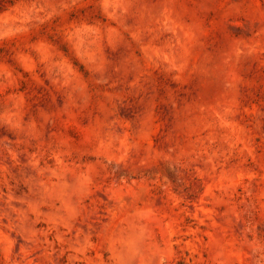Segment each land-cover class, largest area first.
I'll list each match as a JSON object with an SVG mask.
<instances>
[{
  "label": "rangeland",
  "instance_id": "374dc122",
  "mask_svg": "<svg viewBox=\"0 0 264 264\" xmlns=\"http://www.w3.org/2000/svg\"><path fill=\"white\" fill-rule=\"evenodd\" d=\"M0 264H264V0H0Z\"/></svg>",
  "mask_w": 264,
  "mask_h": 264
}]
</instances>
